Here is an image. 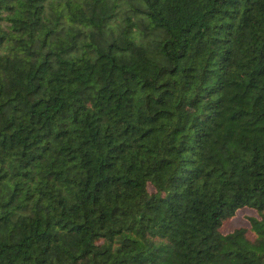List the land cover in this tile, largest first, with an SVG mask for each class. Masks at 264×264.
<instances>
[{
  "label": "trees",
  "instance_id": "1",
  "mask_svg": "<svg viewBox=\"0 0 264 264\" xmlns=\"http://www.w3.org/2000/svg\"><path fill=\"white\" fill-rule=\"evenodd\" d=\"M0 264H264V0H0Z\"/></svg>",
  "mask_w": 264,
  "mask_h": 264
},
{
  "label": "rangeland",
  "instance_id": "2",
  "mask_svg": "<svg viewBox=\"0 0 264 264\" xmlns=\"http://www.w3.org/2000/svg\"><path fill=\"white\" fill-rule=\"evenodd\" d=\"M252 214L250 210H241L238 212L237 216H235L232 221L230 222L228 228L232 229L236 226L242 225L246 223V215Z\"/></svg>",
  "mask_w": 264,
  "mask_h": 264
}]
</instances>
